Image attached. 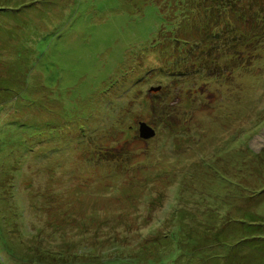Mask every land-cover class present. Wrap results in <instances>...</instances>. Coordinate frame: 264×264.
<instances>
[{
	"label": "rangeland",
	"instance_id": "374dc122",
	"mask_svg": "<svg viewBox=\"0 0 264 264\" xmlns=\"http://www.w3.org/2000/svg\"><path fill=\"white\" fill-rule=\"evenodd\" d=\"M206 3L0 0V264H264V0Z\"/></svg>",
	"mask_w": 264,
	"mask_h": 264
},
{
	"label": "trees",
	"instance_id": "16d2710c",
	"mask_svg": "<svg viewBox=\"0 0 264 264\" xmlns=\"http://www.w3.org/2000/svg\"><path fill=\"white\" fill-rule=\"evenodd\" d=\"M201 0H193V2H191V1H188V0H180V3L182 4L181 5V7L180 8H182V9H185V10H188V8H189V6H190V4L189 3H191L193 6H196L199 2H200ZM205 1V3L207 2V0H204ZM217 8H219V11L220 10H222V3H218V5H217ZM191 9H193V11H194V7H192ZM204 9H206V11L207 12H209L210 11V9H214V7H213V5H207V3L204 5ZM184 10V11H185ZM258 10V9H257ZM224 11V13H225V11L226 10H223ZM219 14H221V12L219 13ZM240 16H242V18H243V15L242 14H239ZM238 15V16H239ZM222 16V14L220 15V17ZM225 17H226V19H225ZM255 17L256 18H258V17H263L264 18V12L262 13V14H260L259 12H257L256 14H255ZM244 18H246V17H244ZM224 19H225V21H224ZM201 21H203V23H202V25H204L205 26V24L207 23H213L211 20H209L208 18H202L201 19ZM223 22L226 24V25H228V27H233L232 26V23H234L233 21H231L230 20V17L229 16H227L226 14H224V17H223ZM196 23V22H195ZM222 24V23H221ZM216 28V27H215ZM221 28H222V25H218V28H217V30L215 31V33L217 34L218 32H221ZM237 33V30L236 29H234V35ZM175 35H176V31H175V34H174V38H175ZM261 35H263L262 37H264V33L263 34H261ZM234 39H237V36H234ZM177 41H178V39H176ZM242 40L244 41L245 40V38H244V36L242 37ZM183 46H186L185 45V43H183L182 44ZM182 45L180 46V47H182ZM179 47V48H180ZM234 48H236L235 50H237L238 48H239V46H237V45H235L234 46ZM174 53H175V51H174ZM235 53V52H234ZM229 55H233L232 54V51L230 50L229 51ZM223 76V74L221 73L220 75H219V77H222ZM212 178H217L216 180H219L218 178H220V177H215V176H211ZM219 182L221 183V180H219ZM229 204L230 205H232V201L231 202H229ZM229 205V206H230ZM208 208V207H207ZM212 209H214V208H210L209 209V211L210 212H213L212 211ZM217 210L218 211H216L215 212V216L216 217H218L219 215H217L216 213H219V212H221L222 213V211H220L219 210V208H217ZM230 213V212H229ZM231 215V214H230ZM239 229V231H241L242 232V230H240L241 228H238ZM205 230L206 231H208V232H210V230H211V226H210V224H207V225H205ZM224 230V228H223V226H221V228L216 232V235H218V237H219V234H221L222 233V231ZM236 231H238V230H236ZM192 238H196V237H192ZM242 239L240 238L238 241L240 242ZM201 242H203V239H201L200 237H197L196 239H195V245H196V247H198L199 245L198 244H200ZM214 245H216V247L218 246V244H214ZM48 253H51V252H46V253H44V254H46L45 256H46V258H44L42 261H43V263L44 264H56L55 262L56 261H58L59 260V257H57V256H55V259H56V261H52V260H48L47 258H48ZM35 261V260H34ZM36 263H38V261L36 260ZM70 263H72L71 262V260H67L65 263L64 262H60V264H70ZM33 264H35V263H33Z\"/></svg>",
	"mask_w": 264,
	"mask_h": 264
},
{
	"label": "water",
	"instance_id": "95a60500",
	"mask_svg": "<svg viewBox=\"0 0 264 264\" xmlns=\"http://www.w3.org/2000/svg\"><path fill=\"white\" fill-rule=\"evenodd\" d=\"M160 87L156 88L159 90ZM140 136L143 138H150L155 134V130L149 126L146 122H140L139 125Z\"/></svg>",
	"mask_w": 264,
	"mask_h": 264
}]
</instances>
